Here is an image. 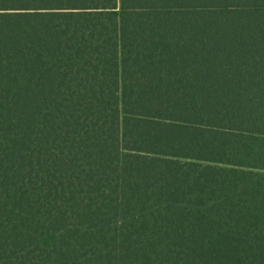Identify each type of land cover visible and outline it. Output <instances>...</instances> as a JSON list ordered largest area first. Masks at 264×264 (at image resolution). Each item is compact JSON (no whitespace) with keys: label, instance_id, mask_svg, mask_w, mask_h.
Returning <instances> with one entry per match:
<instances>
[{"label":"trees","instance_id":"16d2710c","mask_svg":"<svg viewBox=\"0 0 264 264\" xmlns=\"http://www.w3.org/2000/svg\"><path fill=\"white\" fill-rule=\"evenodd\" d=\"M0 264H264V0H0Z\"/></svg>","mask_w":264,"mask_h":264}]
</instances>
